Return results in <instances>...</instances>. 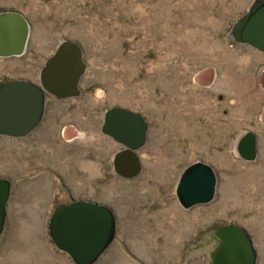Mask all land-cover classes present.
<instances>
[{
    "label": "rangeland",
    "instance_id": "rangeland-1",
    "mask_svg": "<svg viewBox=\"0 0 264 264\" xmlns=\"http://www.w3.org/2000/svg\"><path fill=\"white\" fill-rule=\"evenodd\" d=\"M254 1L0 0V13L20 12L30 26L26 53L0 58V83H38L63 41L78 43L87 64L80 97L48 96L33 132L0 136V178L12 185L0 264H75L48 225L57 207L80 200L116 218L95 264H213L214 232L227 224L249 234L264 264V54L230 30ZM112 107L149 126L132 179L114 171L124 147L101 132ZM248 132L254 162L237 151ZM196 162L215 169L216 198L184 209L176 186Z\"/></svg>",
    "mask_w": 264,
    "mask_h": 264
},
{
    "label": "water",
    "instance_id": "water-1",
    "mask_svg": "<svg viewBox=\"0 0 264 264\" xmlns=\"http://www.w3.org/2000/svg\"><path fill=\"white\" fill-rule=\"evenodd\" d=\"M232 40L264 54V0H255L249 10L231 27ZM30 26L20 12L0 13V58L23 56L28 48ZM87 70L81 46L72 41L60 43L40 72L38 83L12 80L0 83V136L23 138L42 122L48 96L56 100L80 97V83ZM149 126L133 111L112 107L104 115L101 132L124 149L113 160L115 173L132 179L140 173L137 152L147 142ZM241 159L258 158L257 136L246 133L237 147ZM218 176L213 167L196 162L186 167L176 186V198L184 209L208 205L217 194ZM11 183L0 178V237L6 223ZM49 233L56 248L75 264H95L116 235L113 211L100 203L73 201L60 205L51 215ZM214 236L218 242L210 254L213 264H258V254L249 234L241 227L223 225Z\"/></svg>",
    "mask_w": 264,
    "mask_h": 264
},
{
    "label": "flooded vegetation",
    "instance_id": "flooded-vegetation-1",
    "mask_svg": "<svg viewBox=\"0 0 264 264\" xmlns=\"http://www.w3.org/2000/svg\"><path fill=\"white\" fill-rule=\"evenodd\" d=\"M47 100H48V97H47ZM47 100H46V104H45V114H44V117L47 115ZM44 117H43V119H44Z\"/></svg>",
    "mask_w": 264,
    "mask_h": 264
},
{
    "label": "bare ground",
    "instance_id": "bare-ground-1",
    "mask_svg": "<svg viewBox=\"0 0 264 264\" xmlns=\"http://www.w3.org/2000/svg\"><path fill=\"white\" fill-rule=\"evenodd\" d=\"M11 188H12V185H11ZM23 263H24V261H23Z\"/></svg>",
    "mask_w": 264,
    "mask_h": 264
},
{
    "label": "crops",
    "instance_id": "crops-1",
    "mask_svg": "<svg viewBox=\"0 0 264 264\" xmlns=\"http://www.w3.org/2000/svg\"><path fill=\"white\" fill-rule=\"evenodd\" d=\"M258 254V253H257Z\"/></svg>",
    "mask_w": 264,
    "mask_h": 264
}]
</instances>
